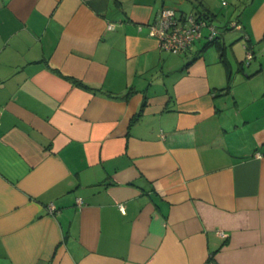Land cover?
<instances>
[{"label":"crops","instance_id":"0c3cea01","mask_svg":"<svg viewBox=\"0 0 264 264\" xmlns=\"http://www.w3.org/2000/svg\"><path fill=\"white\" fill-rule=\"evenodd\" d=\"M207 1L0 0V264H264V0Z\"/></svg>","mask_w":264,"mask_h":264},{"label":"built area","instance_id":"2783aa9c","mask_svg":"<svg viewBox=\"0 0 264 264\" xmlns=\"http://www.w3.org/2000/svg\"><path fill=\"white\" fill-rule=\"evenodd\" d=\"M232 25L240 29L239 23L234 22ZM110 26L112 27V24ZM147 26L148 34L157 40L159 48L174 54L190 50L204 27L209 30V39H212L216 33L215 26L207 23L197 13L185 12L176 6L165 4L160 7ZM250 57L251 54L247 52L246 58ZM256 156H260V153L256 152ZM77 202L80 204L81 200L78 199ZM47 209L53 211L55 207L51 203L47 205ZM218 233L225 236L221 231Z\"/></svg>","mask_w":264,"mask_h":264},{"label":"rangeland","instance_id":"374dc122","mask_svg":"<svg viewBox=\"0 0 264 264\" xmlns=\"http://www.w3.org/2000/svg\"><path fill=\"white\" fill-rule=\"evenodd\" d=\"M240 2L241 4H244L242 0H240ZM207 3H209V7L211 9L210 12L214 13L213 21L215 22L216 25H218L219 23L222 24L225 21L230 20V19L233 20L235 18V14H233V9H234V6L236 5V2H234V0H208ZM185 4L188 5L189 8H193L194 10L198 9V5L196 2L188 1ZM180 7L178 8L184 10L183 8H180ZM237 11H238L237 13H239L241 11V8L238 9L237 7ZM194 13H197V11H195ZM166 52L171 53L170 51H166Z\"/></svg>","mask_w":264,"mask_h":264},{"label":"trees","instance_id":"16d2710c","mask_svg":"<svg viewBox=\"0 0 264 264\" xmlns=\"http://www.w3.org/2000/svg\"><path fill=\"white\" fill-rule=\"evenodd\" d=\"M181 10V9H180ZM199 16H201V17H203L204 19H205V17H209L210 16V14H208V13H205L204 15H202V14H199V13H197ZM230 23V22H229ZM213 25V24H212ZM215 26V25H214ZM228 26V24H226V26L225 27H227ZM217 36H215L214 35V37L212 38V39H210L211 40V42H216V40H217ZM196 41V40H195ZM195 41H194V43H195ZM79 83H81V82H79Z\"/></svg>","mask_w":264,"mask_h":264}]
</instances>
